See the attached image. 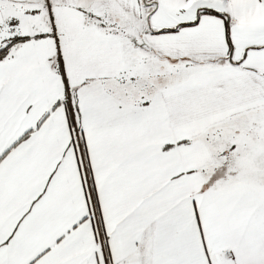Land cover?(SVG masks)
Segmentation results:
<instances>
[{
	"label": "snow or ice",
	"instance_id": "1",
	"mask_svg": "<svg viewBox=\"0 0 264 264\" xmlns=\"http://www.w3.org/2000/svg\"><path fill=\"white\" fill-rule=\"evenodd\" d=\"M0 264H264V0H0Z\"/></svg>",
	"mask_w": 264,
	"mask_h": 264
}]
</instances>
